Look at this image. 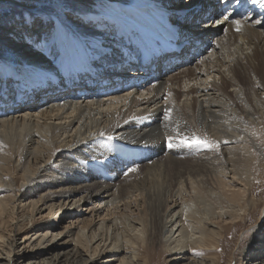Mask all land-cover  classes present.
Masks as SVG:
<instances>
[{
	"label": "bare ground",
	"instance_id": "obj_1",
	"mask_svg": "<svg viewBox=\"0 0 264 264\" xmlns=\"http://www.w3.org/2000/svg\"><path fill=\"white\" fill-rule=\"evenodd\" d=\"M81 1L86 36L66 31L37 46L35 35L33 41L19 34L8 38L13 55L5 56L9 64L0 61V191H6L0 196V215L14 214V203L20 200L21 209L35 216L43 209L44 197L58 198L60 209L75 199L104 203L111 215L121 207L130 210L134 203L136 217L123 213L111 224L104 219L91 232L87 224L80 226L74 241L86 243L93 252V257L83 258L76 248L83 264H94L102 255L99 244L90 246L99 236L102 242L114 239L110 256L117 257V264H149L133 235L126 237L133 231L148 241L164 235L168 252L178 254L175 261L200 264L193 251L200 246L217 251L224 239L213 225L215 218L230 222L241 217L238 226L259 210L255 189L257 181L264 180V21L220 20L207 27L204 22L219 14L215 1L209 0L212 19L200 18L201 25L196 22L200 16L192 12L185 25L190 36L203 43H210L216 27L227 25V37L215 39L222 49L215 62L184 71L187 82L177 89L165 80L168 73L160 71L156 85L135 86L136 75L143 72L127 69L137 66L133 49L146 41L149 31H156L154 42L165 35L155 19L164 10L150 3L164 6L168 0H99L105 10L93 0ZM204 1L178 0L175 7ZM141 13L156 20L155 26ZM31 21L29 31L34 34ZM93 26L96 37H87ZM212 46L214 51L217 45ZM195 60L192 57L191 63ZM213 72L219 81L211 79ZM30 73L35 79L28 80ZM98 78L109 90L119 84L133 86L101 97L89 88ZM197 138L214 146L196 143ZM37 192L39 199L30 198ZM200 204L211 215L203 216L209 212L202 213ZM44 207L52 212L54 205ZM81 211L71 209L56 219L78 217ZM242 211L249 214L245 217ZM120 229L123 233L117 232ZM232 229L228 232L233 234ZM0 241L5 242L1 236ZM252 243L250 256L261 257L253 264H264V236H254ZM210 261L220 264L218 256ZM0 264H12L10 252Z\"/></svg>",
	"mask_w": 264,
	"mask_h": 264
},
{
	"label": "rangeland",
	"instance_id": "obj_2",
	"mask_svg": "<svg viewBox=\"0 0 264 264\" xmlns=\"http://www.w3.org/2000/svg\"><path fill=\"white\" fill-rule=\"evenodd\" d=\"M132 1L136 2V0ZM92 2H94V4L100 5L103 10L106 9L104 1L93 0ZM153 3L150 4L153 5ZM141 4L142 3H140L139 5ZM143 5L144 4H142L141 6ZM82 7L83 5L81 0H0V61L3 60L5 62V56L7 57V55H13L12 46L10 45L8 38L13 37L14 34H19L25 36L26 38L31 37V41H33V36L35 35L36 37L34 36V42L36 44L34 46L44 43H50L54 40V36L63 37L62 35L65 34L66 31L71 32L76 36H82V33L85 32V29L88 30V28L86 27L87 23H84L80 18V15H82L81 12L85 11L82 10L84 9ZM142 15L151 20V17L147 16V14L144 13ZM116 16L119 17V15ZM216 17L217 15L214 17L215 20L213 19L214 22L212 20V23L204 22V24H207V27L214 26L216 23H219L218 21H220L216 19ZM30 19L32 20L31 23H33L34 25V34L29 31ZM33 20H36V23H34ZM42 21L47 24H44ZM252 21L254 20H251L250 22ZM91 29V32L87 31V37L90 36L94 38L96 37L94 26ZM227 29V25H225L223 29H219V26L216 27L215 34L212 36L213 39H211L214 41L218 37L219 40L225 39L227 37ZM235 29L236 28H234V33L238 34ZM84 35L86 36L85 33ZM208 41H210V39ZM238 42L239 41H237V44ZM213 45H217V48L214 51L211 50V52H207L205 56L206 58H204L200 63L192 62L185 67L177 68L165 75V80L171 83L172 87L174 86L173 88L176 89L180 87L178 84L183 83V85H185V83L187 82V78L185 77L186 71L194 68L201 69L203 67H206L210 63V61L214 60L215 62V59L218 58V52L222 49L220 45L217 44V42ZM262 45H264L263 42ZM210 46L212 45L210 44ZM27 49L32 50L31 48ZM248 52H250V49L248 50ZM250 53H252V51ZM228 63L233 65L235 61H230L228 59ZM5 64L9 63L6 61ZM184 71L185 74L183 73ZM54 73H58L56 69ZM216 75L217 73L213 72L210 76L212 77L211 79L216 78ZM31 76L32 73L29 74L28 80L35 79L31 78ZM216 79L217 81H219V78ZM194 82L195 81L190 82L189 86H191ZM147 88L148 87H146V89ZM123 90L124 89H122V91ZM138 93H140V91ZM112 94L115 95V93H111L108 96H113ZM13 96L14 95H11L10 98H12ZM16 177L18 180L17 182H21L20 173H18ZM256 187L257 188L255 189V194L256 198L259 199V210L255 211L254 214L249 215L246 220L242 221V224L238 226L236 221L241 220V217L236 218L235 220H229L230 222H228V220H224L225 218L223 217H218L219 219L215 218V222L213 223V225L216 224L218 226V229L223 233L224 236L221 244L222 247L220 246L217 251L210 250L211 248L206 246L198 247L193 251V256L196 262L200 264L201 262L211 264L210 260L216 256H218L220 264H253L261 260V257H254V255L250 256V248L253 244L252 239L254 238V236H264V216L261 217L262 212H264V209H262L264 203V180L257 181ZM5 192L0 191V196L4 195ZM259 195L261 197H259ZM39 196L40 193L37 192L32 194L30 198H32L33 200H37L39 199ZM76 198L79 199V196ZM50 199L51 198H43V200L40 202V206L41 208L43 207V209L35 212V216H31L29 212L21 209V206L19 204L22 203V201L20 200H16L14 203L17 204V208L14 214L10 215L7 213L3 216L0 215V236L5 240V242L0 241L1 246L5 243V245H3L5 253L2 251V248L1 252L3 253L1 254L2 258H0V262L6 263V257H8V252H10L12 257V264H83L84 259H79L78 253H76V248L79 252L81 251L83 258H88V255L93 257V252L87 251V247H85L86 243H77L78 246L76 245L74 238H76V236L78 235L80 226L87 224L91 232L94 228H98V225L104 219L106 220L105 224H111L116 218H122L123 213L129 214L131 217H136L138 212L135 209L136 206L133 203L130 210H128L127 208L126 210H123L124 208L121 207L115 210V212L111 215V210H106V206L104 203H100L98 205V203L92 202L91 204H88L83 202V200L77 201L76 199L71 202L68 201L63 206V208L60 209L58 206L60 202L59 199ZM43 203L47 207H50V205H54L53 211L50 212L49 208L45 209ZM202 205L203 204L198 205L202 210V213H204V211L205 213H210L203 214V216L206 217L207 215H211L210 210H207L206 206L203 207ZM95 207L99 208H97L98 210L93 212L92 209ZM71 209L73 211L82 210L81 215L78 214L77 217V215L74 214L73 216H65L56 219L60 216V214L64 215V213H67V211ZM219 211V209L216 210V212ZM241 213H243V211ZM247 214L249 213L244 212L242 215L246 217ZM56 220H58L57 224H54L56 223ZM82 220H84V223L82 222ZM71 222L74 223L71 225ZM65 225L68 226L63 230ZM235 226L236 228H238L235 229ZM230 228H233V234L228 232ZM122 231L124 230L120 229L117 232L121 233ZM112 232L113 230L110 231V234ZM124 233L125 235L128 234V232ZM135 233L137 232L133 231L126 237L133 235L132 239L136 242L137 248H139L141 254L143 256H147L149 264H193L190 260H183L182 262H179L181 260L180 258L176 260V262L174 258L177 257L178 254L176 255L175 253L172 254L168 252V242L166 241V237L164 235H161L159 239H151L150 241H148L146 237L144 238V240L135 237ZM101 237L102 236H99L93 241H90V246L92 245V247H95L97 244H99L102 250V255H99L100 258L97 259V262L94 264H117V257L110 256L112 254L110 245L114 243V239H109L102 242ZM66 241L67 243L63 244ZM83 241L85 242L86 240H84L83 238ZM199 250L200 252H198ZM251 257L254 258V260H251Z\"/></svg>",
	"mask_w": 264,
	"mask_h": 264
},
{
	"label": "snow or ice",
	"instance_id": "obj_3",
	"mask_svg": "<svg viewBox=\"0 0 264 264\" xmlns=\"http://www.w3.org/2000/svg\"><path fill=\"white\" fill-rule=\"evenodd\" d=\"M187 142V141H186ZM196 143H203V144H206L208 147H213L214 145L209 143L207 140H201L199 138L196 139L195 141Z\"/></svg>",
	"mask_w": 264,
	"mask_h": 264
}]
</instances>
